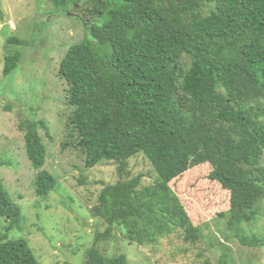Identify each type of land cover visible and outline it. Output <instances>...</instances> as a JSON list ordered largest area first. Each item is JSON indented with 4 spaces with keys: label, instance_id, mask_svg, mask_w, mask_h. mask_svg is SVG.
<instances>
[{
    "label": "trees",
    "instance_id": "1",
    "mask_svg": "<svg viewBox=\"0 0 264 264\" xmlns=\"http://www.w3.org/2000/svg\"><path fill=\"white\" fill-rule=\"evenodd\" d=\"M55 12L81 3L90 22L82 41L59 63L71 113L69 146L84 167L118 165L119 180L104 186L90 209L105 224L81 264H127L125 255H102L98 242L122 231L129 244L144 246L180 231L185 243L200 236L169 183L189 169L209 164L208 179L229 193L226 228L247 248H264V237L245 235L243 224L259 216L264 200V0H40ZM2 75H10L22 53L8 50ZM245 105V106H244ZM30 166L38 171L34 192L46 198L60 186L41 170L46 148L43 121L18 125ZM75 139H72V136ZM75 140V141H73ZM142 155L154 176L120 180L128 161ZM0 162V167L5 166ZM0 264H39L25 239L7 240L20 229V207L0 178ZM59 264H68L66 262ZM219 264H228L223 254Z\"/></svg>",
    "mask_w": 264,
    "mask_h": 264
},
{
    "label": "rangeland",
    "instance_id": "2",
    "mask_svg": "<svg viewBox=\"0 0 264 264\" xmlns=\"http://www.w3.org/2000/svg\"><path fill=\"white\" fill-rule=\"evenodd\" d=\"M77 6L82 15L74 6L67 12H55L47 1L0 0V162L5 163L0 167V178L23 216L20 229L11 230L7 240L25 239L39 264L83 262L84 251L93 245L95 234L105 229L90 209L101 189L119 180L116 163L102 162L86 169L81 152L62 147L70 141L67 120L71 108L58 67L68 48L83 40L90 22L84 6ZM9 38L24 40L26 45H7L11 53L21 51L22 60L10 75L3 76ZM25 120L43 121L49 128V135L39 130L46 148L41 170L50 173L60 188L46 198L34 192L38 171L27 160L23 133L18 129ZM210 171L209 164H201L169 183L188 221L200 231L195 243L183 242V234L176 230L137 246L115 229L112 238L98 242V251L107 257L123 254L127 264H219L225 253L228 264H264V248L243 247L235 231H227V217L220 215L229 210V193L208 179ZM139 174L144 176L142 185L152 183L153 169L142 155L129 159L120 180ZM257 206L258 218L243 224L241 231L264 237V200ZM7 224L0 218V235Z\"/></svg>",
    "mask_w": 264,
    "mask_h": 264
},
{
    "label": "flooded vegetation",
    "instance_id": "3",
    "mask_svg": "<svg viewBox=\"0 0 264 264\" xmlns=\"http://www.w3.org/2000/svg\"><path fill=\"white\" fill-rule=\"evenodd\" d=\"M74 9H75V11H76L78 14H81V15H82V10H79L77 5H74ZM62 12H63V11H62ZM78 14H74V15H78Z\"/></svg>",
    "mask_w": 264,
    "mask_h": 264
}]
</instances>
